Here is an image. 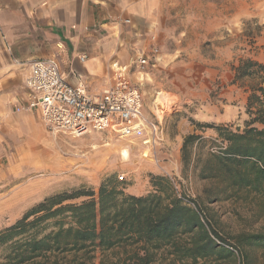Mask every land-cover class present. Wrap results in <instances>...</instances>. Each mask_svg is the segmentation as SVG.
<instances>
[{"label": "rangeland", "instance_id": "rangeland-1", "mask_svg": "<svg viewBox=\"0 0 264 264\" xmlns=\"http://www.w3.org/2000/svg\"><path fill=\"white\" fill-rule=\"evenodd\" d=\"M214 3L218 5L220 14L216 15L213 10L209 14V10H206L205 17H193V23L189 25L195 31L197 27L200 30L199 36L193 33L188 42L190 58L199 54L214 60L218 64L220 76H225V72H229L240 58L264 61V0H215ZM221 13L230 15L222 16ZM180 23V18L176 17L172 19L171 25L179 26ZM212 26L215 30L210 32ZM228 27L231 29L229 36L226 35ZM196 38L201 39L199 44ZM166 39L163 47L158 45L160 53L173 49L170 46L172 40ZM149 50L147 48L145 52ZM132 55L123 62L119 58L113 59L129 64L135 58ZM186 58H189L188 55ZM190 68L192 74L188 73ZM151 70L155 75L152 82L147 83L139 78ZM203 70L204 65L187 63H159L155 68H146L144 71L131 66L129 79L141 90L144 112L152 111L153 108L162 115L167 99L172 98L170 92L179 95L176 111L165 114L162 141L147 155L141 154L143 149L138 141L120 138L110 130L72 137L64 133H51L45 127L42 139L33 143L20 141V138L12 137V133L2 134L0 229L13 224L30 207L50 194L82 188L93 190L96 197L102 183H111L125 194L144 195L153 190V177L162 176L170 180L176 196L179 194L195 203L196 211L210 236L218 244L234 251L235 264H238V236L248 232H264V196L245 192L227 199L214 196L223 185L214 178H202L200 170L205 163V153H221L225 142L218 136L217 128L196 127L194 122L204 116L203 122L198 123L208 124L204 122L208 121L205 116L212 111L214 104L222 113L230 115V120L220 124L221 127L243 129L245 122L254 117L249 118L247 114L246 86L259 80L245 79L240 82L241 86L223 83L220 77L206 82L205 79L209 80V77L200 73ZM180 118L185 120L184 137L190 133L202 136L199 145L194 143L192 147L190 162L184 165L181 161L184 137L180 144L174 137ZM1 130L0 123V133ZM123 150H127V155ZM120 175L124 176L122 180ZM182 202L186 204L183 199ZM96 256L100 254L97 252ZM157 258L154 264H183L169 255L167 249L160 250ZM107 259L111 258L108 256ZM261 262L262 259H258L256 264ZM184 264L193 263L185 261ZM196 264L234 263L229 259L209 258L199 260Z\"/></svg>", "mask_w": 264, "mask_h": 264}, {"label": "trees", "instance_id": "trees-1", "mask_svg": "<svg viewBox=\"0 0 264 264\" xmlns=\"http://www.w3.org/2000/svg\"><path fill=\"white\" fill-rule=\"evenodd\" d=\"M231 69L232 84L259 80L246 86L247 114L254 117L235 130L194 122L217 128L225 142L221 153H205L200 176L223 185L218 198L239 192L264 196V61L240 58ZM201 140L194 133L184 137L183 165ZM151 185L144 195L125 194L111 183H102L96 197L82 188L48 195L0 229V264H154L164 249L183 264L209 258L236 263L234 251L210 236L199 213L174 194L170 180L156 176ZM237 245L238 264L258 259L264 264V232L243 233Z\"/></svg>", "mask_w": 264, "mask_h": 264}, {"label": "crops", "instance_id": "crops-1", "mask_svg": "<svg viewBox=\"0 0 264 264\" xmlns=\"http://www.w3.org/2000/svg\"><path fill=\"white\" fill-rule=\"evenodd\" d=\"M214 1L0 0V138L2 134L12 133L14 135L11 136L20 138V141L33 143L43 137L45 125L37 111H16V107L27 99L23 82L30 72L31 62L37 59L55 57L69 85L74 86L82 80L90 95L95 96L104 87L113 84L110 77L113 58H119L122 62L130 54L136 58L139 53H148L145 50L151 46L163 47L166 38H170L173 49L159 52L158 62L148 69L155 68L159 63L204 65L200 73L209 77V80L205 79L206 82L220 77L223 83L234 86L231 83V68L225 72V76H220L217 62L199 54L190 58L188 51V42L193 33L196 36L200 33L198 27L196 31L189 27L193 17H205L206 10H209V14L212 10L216 15L220 14ZM176 17L180 18L179 26L171 25ZM213 28L210 32L215 30ZM226 31L229 36L231 29L228 27ZM200 40L196 38L197 44ZM83 54L86 59L82 62L79 56ZM187 55L189 58H186ZM188 73L192 74L191 68ZM144 75L139 78L147 83L152 82L155 76L152 70ZM170 93L172 98L167 99L165 111L162 110V115L157 113L162 123L166 122V115L172 110L176 111L179 100L178 94ZM212 106V111L205 116L208 121L204 122L220 125L230 120L229 114L222 113L214 104ZM149 113L153 115L152 111L145 112L147 115ZM203 119L204 116H200L196 120L203 122ZM184 121L180 118L176 124L174 137L178 144L184 137Z\"/></svg>", "mask_w": 264, "mask_h": 264}, {"label": "built area", "instance_id": "built-area-1", "mask_svg": "<svg viewBox=\"0 0 264 264\" xmlns=\"http://www.w3.org/2000/svg\"><path fill=\"white\" fill-rule=\"evenodd\" d=\"M85 59L86 55L79 56L80 61ZM158 60L159 50L155 45L148 53H139L129 64L111 60L113 84L95 96L90 95L82 80L69 85L55 57L34 60L23 82L27 99L16 111H37L51 133L83 137L92 131L110 130L120 138L138 141L143 149L141 154L147 155L162 141V118L154 109L152 116L145 114L141 90L130 81L129 71L132 65L144 71L154 67ZM119 178L122 180L124 176ZM177 196L196 210L193 201Z\"/></svg>", "mask_w": 264, "mask_h": 264}, {"label": "bare ground", "instance_id": "bare-ground-1", "mask_svg": "<svg viewBox=\"0 0 264 264\" xmlns=\"http://www.w3.org/2000/svg\"><path fill=\"white\" fill-rule=\"evenodd\" d=\"M160 112V111H159ZM124 152L126 153V151L124 150Z\"/></svg>", "mask_w": 264, "mask_h": 264}]
</instances>
